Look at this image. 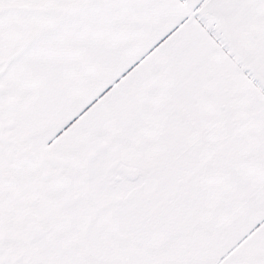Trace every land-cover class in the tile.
Returning <instances> with one entry per match:
<instances>
[{"label":"snow or ice","instance_id":"6c2138e0","mask_svg":"<svg viewBox=\"0 0 264 264\" xmlns=\"http://www.w3.org/2000/svg\"><path fill=\"white\" fill-rule=\"evenodd\" d=\"M0 264H264V0H0Z\"/></svg>","mask_w":264,"mask_h":264}]
</instances>
